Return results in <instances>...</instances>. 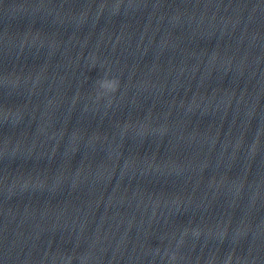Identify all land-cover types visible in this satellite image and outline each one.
<instances>
[{
	"label": "clouds",
	"instance_id": "1",
	"mask_svg": "<svg viewBox=\"0 0 264 264\" xmlns=\"http://www.w3.org/2000/svg\"><path fill=\"white\" fill-rule=\"evenodd\" d=\"M97 84L100 89V91L97 93L98 99L105 94L115 93L119 88V80L117 78L109 79L107 76L97 80Z\"/></svg>",
	"mask_w": 264,
	"mask_h": 264
}]
</instances>
